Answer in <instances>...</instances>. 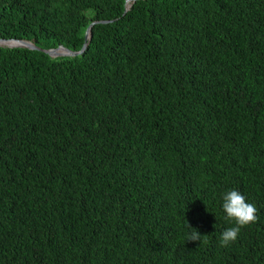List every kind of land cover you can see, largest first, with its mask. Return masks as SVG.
Segmentation results:
<instances>
[{
	"label": "trees",
	"instance_id": "trees-1",
	"mask_svg": "<svg viewBox=\"0 0 264 264\" xmlns=\"http://www.w3.org/2000/svg\"><path fill=\"white\" fill-rule=\"evenodd\" d=\"M125 4L0 0L40 50L97 23L0 47V264H264V0ZM231 190L259 220L224 247Z\"/></svg>",
	"mask_w": 264,
	"mask_h": 264
},
{
	"label": "clouds",
	"instance_id": "clouds-1",
	"mask_svg": "<svg viewBox=\"0 0 264 264\" xmlns=\"http://www.w3.org/2000/svg\"><path fill=\"white\" fill-rule=\"evenodd\" d=\"M222 209L226 213L225 219L234 221L235 227L226 229L221 236V245L227 247L230 243L235 242L241 229L259 220L258 209L256 205L246 202L245 196L237 191L231 190L223 195ZM191 230L188 234V241L197 242L201 239L198 229L187 225Z\"/></svg>",
	"mask_w": 264,
	"mask_h": 264
},
{
	"label": "water",
	"instance_id": "water-1",
	"mask_svg": "<svg viewBox=\"0 0 264 264\" xmlns=\"http://www.w3.org/2000/svg\"><path fill=\"white\" fill-rule=\"evenodd\" d=\"M137 0H126V10L127 11L130 8V3L134 2ZM102 24H107L108 22H101ZM94 24L97 23H92L87 30L85 31V35H84V45L83 48L80 52L75 53V52H71L63 47H57L56 49H52V50H40L37 47H35L32 43L28 42V41H21V40H0V47L2 48H7V49H27L30 51H39L42 52L44 54H46L47 56H49L50 58L54 59V58H63V57H76L78 55H80L87 47V42L90 40L91 38V28Z\"/></svg>",
	"mask_w": 264,
	"mask_h": 264
}]
</instances>
